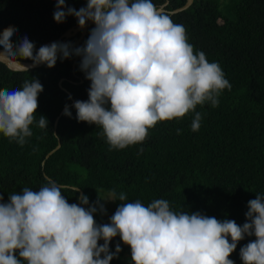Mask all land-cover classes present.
<instances>
[{
	"label": "clouds",
	"instance_id": "clouds-1",
	"mask_svg": "<svg viewBox=\"0 0 264 264\" xmlns=\"http://www.w3.org/2000/svg\"><path fill=\"white\" fill-rule=\"evenodd\" d=\"M69 15L81 28L89 21L95 25L83 46L52 42L37 51L26 35L14 44L18 30L10 25L0 32V57L17 64L30 59L33 66L49 68L58 59L81 57L80 70L91 83L88 100L72 105L76 119L99 126L113 149L141 143L158 122L183 118L190 111L191 130L198 131L203 114L197 105L218 107L222 91L232 88L220 64L196 51L185 26L153 0H87L79 10L56 0L54 20L63 23ZM43 90L38 78L25 80L22 89H0L3 136L21 146L27 142ZM64 115L72 116L67 104ZM38 126L48 127L47 117L40 115ZM66 189L50 181L39 191L23 187L7 202L0 194V264H111L122 251L120 243L110 249L117 236L130 246L134 264H235L230 256L238 243L255 236L239 255L243 264H264V195L247 202V220L241 226L201 212L174 211L162 198L147 206L140 200L124 202L126 194L117 196L114 190L108 198L98 193L91 204L84 194L80 204L69 203ZM116 200L121 203L110 223L98 224L94 214H107L101 201Z\"/></svg>",
	"mask_w": 264,
	"mask_h": 264
},
{
	"label": "trees",
	"instance_id": "trees-1",
	"mask_svg": "<svg viewBox=\"0 0 264 264\" xmlns=\"http://www.w3.org/2000/svg\"><path fill=\"white\" fill-rule=\"evenodd\" d=\"M166 1L153 0L158 7ZM185 2L169 0L165 8L171 11ZM66 3L79 10L87 0ZM55 10L56 0H0V32L14 26V44L26 35L40 47L79 25L71 15L57 23ZM166 14L185 26L194 49L204 51L209 62H218L232 85L222 91L218 107L197 105L196 111L203 114L200 129L191 130L190 111L183 118L158 122L141 143L113 149L99 126L76 119L72 105L88 100L91 83L80 70L81 57L27 71H13L0 62V89H22L23 82L33 78L44 87L27 142L21 146L0 133L4 202L23 187L39 191L51 181L69 185L63 192L69 203L79 204L80 197L70 186L79 187L90 204L98 193L102 197L101 191L114 190L117 196L126 194L124 202L140 200L147 206L162 198L174 211L201 212L241 226L246 222L247 202L264 195V0H194L187 10ZM66 104L71 117L64 115ZM40 115L47 117L48 127L38 126ZM177 129H182L180 134ZM120 203L116 200V207ZM94 218L98 224L110 223L99 211ZM254 239L246 236L238 243L230 256L235 264H243L239 249ZM117 243L122 251L111 264H134L130 246L119 236L112 239L111 251Z\"/></svg>",
	"mask_w": 264,
	"mask_h": 264
},
{
	"label": "water",
	"instance_id": "water-1",
	"mask_svg": "<svg viewBox=\"0 0 264 264\" xmlns=\"http://www.w3.org/2000/svg\"><path fill=\"white\" fill-rule=\"evenodd\" d=\"M194 0H186L185 4L177 9L168 11L166 10V6L169 3V0H167L163 5H161L159 8L164 11L165 13L168 12L170 14H175L184 10H187L190 6H192ZM94 23L92 21H89L87 26L84 28H81L79 25L73 26L70 29H68L64 34H62V36L56 40L47 42L43 45H50L52 42H71V44L73 46H80L82 45V42L85 38L86 35L90 34V30L94 27ZM78 34H80L79 38H75ZM39 47H36V50L38 51ZM0 51H2V49H0ZM0 62L4 63L9 69L13 70V71H27V70H31L34 68H38L40 66H43L45 64H40L38 66H33V61H24V60H19V63L22 64H17L14 60L9 59V58H4V57H0ZM27 67H25V66ZM75 69V67H74ZM64 112V110H63ZM58 121V119H57ZM56 121V123H57ZM60 147V143L58 145L57 148ZM53 151H51L47 156H49ZM48 179H50L48 177ZM59 185V184H58ZM69 186V185H66ZM73 189H78L80 191V195L83 194V191L79 188V187H74V186H70ZM80 199H79V204H80Z\"/></svg>",
	"mask_w": 264,
	"mask_h": 264
},
{
	"label": "rangeland",
	"instance_id": "rangeland-1",
	"mask_svg": "<svg viewBox=\"0 0 264 264\" xmlns=\"http://www.w3.org/2000/svg\"><path fill=\"white\" fill-rule=\"evenodd\" d=\"M102 197L103 198H108L110 195V192L108 191H101ZM102 203H105V206L107 208V214H102V217H104L106 220L110 222V217L113 215L117 209L115 205V201H102Z\"/></svg>",
	"mask_w": 264,
	"mask_h": 264
}]
</instances>
